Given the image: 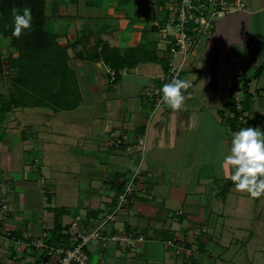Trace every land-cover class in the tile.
Masks as SVG:
<instances>
[{
    "label": "crops",
    "instance_id": "0c3cea01",
    "mask_svg": "<svg viewBox=\"0 0 264 264\" xmlns=\"http://www.w3.org/2000/svg\"><path fill=\"white\" fill-rule=\"evenodd\" d=\"M150 4L46 0V26L66 47L74 76L67 103L73 106L0 85V195L10 208L0 219V264H45L32 239L58 222L69 241L77 217L85 227L97 225L135 169H145L140 189L119 220L144 240L106 249L92 243L89 264H253L255 258L264 264V240L252 227L253 219L262 220L264 192L237 190L230 166L221 167L236 130H264V0H245L243 8L219 15L192 44L181 78L190 86L178 110L155 108L145 94L177 59L156 24L165 7L160 0ZM144 35L158 59L123 68L118 80L103 60L86 56L95 44L123 50ZM235 89L242 91L247 123L233 110ZM110 132L126 136L125 144L109 147Z\"/></svg>",
    "mask_w": 264,
    "mask_h": 264
},
{
    "label": "built area",
    "instance_id": "2783aa9c",
    "mask_svg": "<svg viewBox=\"0 0 264 264\" xmlns=\"http://www.w3.org/2000/svg\"><path fill=\"white\" fill-rule=\"evenodd\" d=\"M244 6L245 0H169L167 2L162 20L156 19V24L166 36L171 57L180 53L183 59L179 63L170 60L168 69L158 76L159 83L146 88L145 94L153 102L155 108L167 106L161 101L160 89L163 84L174 77L181 79L186 56L190 53L192 44H195L203 34L211 32L219 15ZM107 71L110 79L115 80L116 70L108 66ZM243 100L242 91L235 89L233 101L239 112L237 116L239 123L248 122L243 111ZM125 139L126 136L110 132L108 146L119 148L125 144ZM125 150L129 151L130 148L127 147ZM143 171L145 169H135L129 177L123 179L122 188L117 193L114 206L100 217L97 225L85 227L79 217L72 219L68 226L69 243L58 246L45 243L43 239L48 232H43L40 237L32 239L30 244L40 248L44 253V263L89 264L88 247L92 243L106 249L111 245L132 246L137 241H143L144 236L137 229L128 228L119 220L121 213L127 211L134 194L140 189L138 185L143 178ZM145 176L148 178L151 173L146 172ZM141 191L146 192L147 190L143 188ZM9 214L8 200L4 195H0V219L6 218ZM172 245L177 253L181 252L180 243L174 242Z\"/></svg>",
    "mask_w": 264,
    "mask_h": 264
},
{
    "label": "trees",
    "instance_id": "16d2710c",
    "mask_svg": "<svg viewBox=\"0 0 264 264\" xmlns=\"http://www.w3.org/2000/svg\"><path fill=\"white\" fill-rule=\"evenodd\" d=\"M129 1L119 0L124 5L132 3ZM168 1L160 0L164 7H166ZM45 3L46 0H0V32L12 38L11 46L18 53L16 57L11 56L9 59H4L0 55V73L3 70L4 63H9L7 65L13 68L12 80L19 90V94L24 96L33 95L36 101H52L62 108H71L72 103L67 104L68 97L75 93L72 86L68 87V80H72L74 76L69 74L66 47L61 46L56 41L54 33L46 26ZM24 7L31 10V27L20 37H16L12 35V9L22 11ZM86 51L88 52L87 58L101 59L108 66L115 69L117 72L116 80L120 78L119 71L123 68L133 66L137 62L158 59L153 44L146 40L145 35L138 45L128 46L123 50L105 42L100 49H98V44H95L90 50ZM78 53L84 57L83 52ZM165 67H167V64ZM53 84L57 85L56 91L52 89ZM244 89L247 91L246 87ZM15 95L12 92L9 97L13 100L16 98ZM38 96H40L39 99H37ZM6 101L2 100V106ZM232 104L237 117L239 112L236 110L234 101ZM67 237L61 225L57 222L45 237V243L54 246L66 244L69 243Z\"/></svg>",
    "mask_w": 264,
    "mask_h": 264
},
{
    "label": "clouds",
    "instance_id": "9594fccd",
    "mask_svg": "<svg viewBox=\"0 0 264 264\" xmlns=\"http://www.w3.org/2000/svg\"><path fill=\"white\" fill-rule=\"evenodd\" d=\"M12 35L20 37L31 27V10L24 7L22 11L12 9ZM189 82L172 78L162 85L161 101L178 110L183 107L185 95L182 90L189 87ZM230 166L228 178L239 191H247L253 196L264 192V130L259 126L240 127L231 137L230 145L223 156L221 167Z\"/></svg>",
    "mask_w": 264,
    "mask_h": 264
},
{
    "label": "rangeland",
    "instance_id": "374dc122",
    "mask_svg": "<svg viewBox=\"0 0 264 264\" xmlns=\"http://www.w3.org/2000/svg\"><path fill=\"white\" fill-rule=\"evenodd\" d=\"M62 1H64V0H62ZM130 1L131 2L135 1V5H139L140 2H145L148 5L147 6V9H149L151 7L150 6L151 5L150 4V0H130ZM152 7H154V6H152ZM160 15H163L162 11H161V14ZM11 39L12 38L10 36H6V35H4V34H2L0 32V55L4 59H9L12 56V54L13 55L14 54H17V52L14 51V48L11 46ZM180 56H181V54H177L176 55V58L177 59L174 58L173 61L175 63H179L180 62V58H179ZM7 64L9 65V63H4L3 70L0 73V85H1V83H3V86H7L8 88L12 86L10 91H13L15 89V85H14L13 80H12V75H13L12 71H13V68L11 66L8 67ZM182 72H181V78L184 79L185 72L184 73H182ZM259 214H260V211H257L256 218H257V216ZM261 218H262V220H260V221L257 220V219H253L252 220V222H253L252 223V227H253V229L256 230V232H257L258 237L260 238V240H264V235H263L264 233H261V231L264 230V228H263V226H264V213L262 214ZM263 255H264V253H263ZM250 264H251V261H250ZM253 264H260V262L258 261L257 258H255L254 261H253Z\"/></svg>",
    "mask_w": 264,
    "mask_h": 264
}]
</instances>
